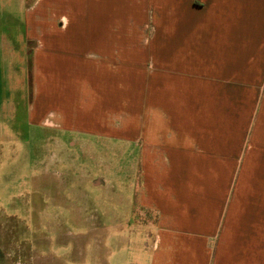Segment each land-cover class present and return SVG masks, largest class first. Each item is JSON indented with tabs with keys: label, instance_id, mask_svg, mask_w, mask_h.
<instances>
[{
	"label": "crops",
	"instance_id": "0c3cea01",
	"mask_svg": "<svg viewBox=\"0 0 264 264\" xmlns=\"http://www.w3.org/2000/svg\"><path fill=\"white\" fill-rule=\"evenodd\" d=\"M16 1L29 121L128 154L146 264H264V0Z\"/></svg>",
	"mask_w": 264,
	"mask_h": 264
},
{
	"label": "rangeland",
	"instance_id": "374dc122",
	"mask_svg": "<svg viewBox=\"0 0 264 264\" xmlns=\"http://www.w3.org/2000/svg\"><path fill=\"white\" fill-rule=\"evenodd\" d=\"M13 1L0 0V264H146L152 219L133 200L128 154L119 162L112 139L30 123L33 73Z\"/></svg>",
	"mask_w": 264,
	"mask_h": 264
}]
</instances>
